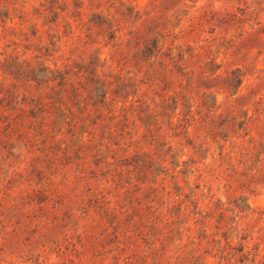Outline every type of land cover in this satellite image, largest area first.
I'll return each instance as SVG.
<instances>
[{"label":"rangeland","instance_id":"obj_1","mask_svg":"<svg viewBox=\"0 0 264 264\" xmlns=\"http://www.w3.org/2000/svg\"><path fill=\"white\" fill-rule=\"evenodd\" d=\"M48 5L0 0L12 17H0V82L38 100L32 72L68 69L87 87L77 101L90 106L85 70L93 68L107 93L94 115L116 114V128L134 141L102 143L100 130L87 141L91 126L82 124L55 135L62 121L52 117L55 124L28 128L29 120L20 137L3 136L0 264H193L197 256L229 264L242 245V264H264V0ZM152 40L158 49L134 67L133 44ZM19 67L15 82L7 72ZM127 162L137 166L131 173ZM148 202L154 213L143 212Z\"/></svg>","mask_w":264,"mask_h":264},{"label":"trees","instance_id":"obj_2","mask_svg":"<svg viewBox=\"0 0 264 264\" xmlns=\"http://www.w3.org/2000/svg\"><path fill=\"white\" fill-rule=\"evenodd\" d=\"M58 0H48V7L52 8V10L56 11L53 8H59V5L57 4ZM14 3H12L13 5ZM12 9H15L14 6H12ZM66 9V8H65ZM61 11H64V8L61 9ZM57 12V11H56ZM4 16V18H12L10 17L9 8H6V10L0 12V17ZM233 19H240L239 17L232 15ZM237 17V18H236ZM139 42H135L133 46L136 48L133 56V66L137 67L139 61L142 60V57L144 55H147L149 58H151L153 55L152 53L158 49V41L152 40L149 44L143 45L142 47L139 46ZM160 50V49H159ZM169 59H173L170 57ZM142 66H138L137 71H140ZM4 70V69H3ZM171 70L178 73L179 67L177 64L173 63L171 65ZM4 70L3 73H5ZM85 71L88 73V77H86V80L91 85V90L94 92L95 101L88 106L83 101L78 102V98L81 97L82 92H85L87 87L79 86L76 87L71 81V70L65 69L64 71H61L58 69V67L50 68V66H43L41 69L34 70V73L28 81L34 82L35 85H38L37 89H41L42 95L39 96L38 100H35L33 97H29L25 92L18 90L17 84H12L10 87L7 85H4L0 82V139L3 136H9L11 137L13 134L17 133V136H21V132L25 127L27 121L30 120V124L28 128H30L32 125L33 127L36 125L44 126L48 123L55 124L54 120L62 121L61 126L56 129L55 135H61L62 129L64 125L67 130H71L72 128L76 127L77 124H82L86 126H91V129L88 131L87 138L84 139V136L81 137L83 140L92 141L96 136V130H100L105 136L102 137L104 140L103 142H107L106 140L112 139L113 136H120L123 140L125 138V135H130L131 132H125L122 128L117 129L115 126L114 119L117 117L116 114L109 111L106 115L102 114L101 112H98L96 115L95 112H97L99 109L96 107L95 103H99L100 105L105 104L106 100V91H105V85L100 82L95 76V72L93 68H87ZM8 73V74H7ZM5 74L11 75L15 82L21 81V75L22 72H20V67L16 70H10V72H7ZM80 71H77L76 74H79ZM236 72H233V77L236 80H241L239 75H235ZM181 74V72H180ZM1 75V74H0ZM73 75V73H72ZM82 75V74H79ZM182 76L184 74H181ZM27 77V76H26ZM3 79H8L7 76H4ZM241 82V81H240ZM163 84L166 87H169V84L167 81L163 80ZM81 100H85L84 97L81 98ZM165 100H169V98H165ZM171 102L175 104V106H172V111L175 112L177 109V103L178 100L175 98H171ZM185 105V103H183ZM170 105L165 107V111L163 112L164 115H169L167 113V109H169ZM149 109V106L146 105V110ZM15 112V113H14ZM94 115V117H93ZM188 115V114H186ZM185 115V116H186ZM189 116V115H188ZM54 118V120H50V118ZM175 117V115L170 116V119ZM191 119L193 120L194 117L190 115ZM126 120V118H125ZM177 120H179L177 118ZM183 120V119H182ZM245 124L244 120L238 121V127L241 129L243 125ZM52 128V127H50ZM245 129V128H243ZM45 130H42L38 135L41 136L44 133ZM53 131V130H52ZM207 135H215L214 131L210 129V126L205 127V130ZM148 134H150V130H147ZM138 133L137 131L135 132ZM249 132H246L244 135H247ZM74 135V133L72 134ZM151 135V134H150ZM147 135V136H150ZM52 135L51 137H53ZM145 135H143L144 137ZM151 137V136H150ZM12 138V137H11ZM252 139V137H250ZM128 142L132 143L134 140H132V135H130ZM46 143V140L42 138V144ZM113 145L115 147L120 146V142H113ZM149 144H151V140L149 141ZM98 150H100L101 144H97ZM128 147L130 145H127ZM113 156L116 155V148H112ZM124 160V159H123ZM136 163V162H134ZM109 165H112V162L108 163ZM124 169L126 172L131 173L133 167V171L137 168L135 164H131L129 162L124 163ZM139 205H141L140 201L137 202ZM154 209V210H153ZM146 211V214L154 213L156 209L154 208V205L147 203L146 206H144V211ZM127 230H125L123 233H125ZM116 232V230H115ZM141 234V233H139ZM239 253H241L238 258L234 260V262H229V264H234L237 262L238 264H242L244 260H246L247 255L244 253V245H242L240 248L236 249ZM256 255V254H255ZM227 259V257H226ZM231 259H234L233 256L229 257V261ZM120 261L124 264H130V260H128L127 257H122ZM199 261H202V264H207V259H202L197 256L195 257V261L193 264H199Z\"/></svg>","mask_w":264,"mask_h":264}]
</instances>
